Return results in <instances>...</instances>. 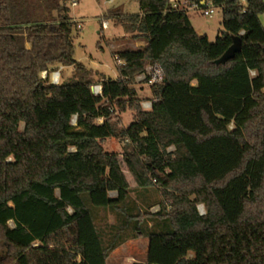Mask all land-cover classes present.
Masks as SVG:
<instances>
[{
	"label": "trees",
	"instance_id": "obj_1",
	"mask_svg": "<svg viewBox=\"0 0 264 264\" xmlns=\"http://www.w3.org/2000/svg\"><path fill=\"white\" fill-rule=\"evenodd\" d=\"M70 1L0 0V264H107L142 235L145 259L130 264H264V1L205 0L222 15L214 41L169 0L114 11L144 45L114 54L100 94L73 56ZM232 35L241 50L215 64ZM147 64L163 74L144 110ZM59 65L68 80L41 77ZM110 137L121 158L103 150ZM150 187L161 199L132 196Z\"/></svg>",
	"mask_w": 264,
	"mask_h": 264
},
{
	"label": "rangeland",
	"instance_id": "obj_2",
	"mask_svg": "<svg viewBox=\"0 0 264 264\" xmlns=\"http://www.w3.org/2000/svg\"><path fill=\"white\" fill-rule=\"evenodd\" d=\"M75 2L76 4H71V1L68 2L70 17L73 21L80 23V28L74 30L72 35L74 40V58L82 62L87 68L93 69L91 75L93 80L92 86L99 84L98 82L102 77L116 78V65L119 64V61H117L114 54L122 48L143 46L144 42L133 40L131 33L124 32L121 25L114 22L111 15L117 10L125 13H137L139 11L137 1L75 0ZM187 16L192 26L206 34L210 41H214L216 36L220 35L223 30L221 24L222 15L219 10H216L211 16H204L201 13V9L190 8L187 9ZM102 21H107L106 28L102 27ZM260 21L264 25V17L262 15L260 16ZM55 70L60 71V82L68 80L73 73L72 66L59 65L58 69ZM134 87L137 92L136 96L140 102L151 96L149 85L139 81L138 76L136 77ZM119 116L122 125H127L132 120L133 112L127 110L126 112L119 113ZM124 144L123 140L115 137L106 138L101 141L104 151L116 152L120 158ZM168 150H173V146H169ZM122 168L131 186H135L132 175L124 165ZM154 187L158 188V185ZM154 187H150L149 191L145 192V194L135 191L132 193V196L138 199L139 202L152 203L161 199V195L157 191L158 189ZM110 194L113 195L112 192ZM144 199L145 201H143ZM154 208H157V205ZM111 220L113 222V216ZM147 244L148 238L145 235L129 239L112 251L107 259V264H130L134 261H143L147 252Z\"/></svg>",
	"mask_w": 264,
	"mask_h": 264
},
{
	"label": "built area",
	"instance_id": "obj_3",
	"mask_svg": "<svg viewBox=\"0 0 264 264\" xmlns=\"http://www.w3.org/2000/svg\"><path fill=\"white\" fill-rule=\"evenodd\" d=\"M239 5L241 6V10L244 11L246 1L247 0H238ZM264 1V0H263ZM169 2L172 4L174 8L177 9H190V8H199L201 9V13L204 16H211L218 8L213 5L211 2H206L205 0H199L194 1L192 3H189L187 0H169ZM71 4H76L75 0L71 1ZM264 17V13L262 14ZM77 27L80 28V23H77ZM102 27H107V21H102ZM121 63V61H119ZM162 70L160 67H158L155 64H147L145 67V72L138 75L139 81H145L146 84L149 86L153 83L160 82L162 80ZM42 78H49L51 83L58 84L60 82V71L54 70L50 71L49 74L47 70H43L41 72ZM101 85L97 84L91 87V91L94 94H100L101 93ZM152 99H145L140 102L142 109L149 110L152 105ZM98 120H102L101 118H98ZM157 208H153V210H156ZM199 210L201 213L204 212L202 208L199 207Z\"/></svg>",
	"mask_w": 264,
	"mask_h": 264
},
{
	"label": "water",
	"instance_id": "obj_4",
	"mask_svg": "<svg viewBox=\"0 0 264 264\" xmlns=\"http://www.w3.org/2000/svg\"><path fill=\"white\" fill-rule=\"evenodd\" d=\"M232 43L228 48L214 61L215 64H225L228 60L232 59L237 52L241 50V41L238 35L231 36ZM200 208L203 209V206Z\"/></svg>",
	"mask_w": 264,
	"mask_h": 264
},
{
	"label": "crops",
	"instance_id": "obj_5",
	"mask_svg": "<svg viewBox=\"0 0 264 264\" xmlns=\"http://www.w3.org/2000/svg\"><path fill=\"white\" fill-rule=\"evenodd\" d=\"M193 27H194V26H193ZM194 28H195V27H194ZM195 30H196L197 33L200 34V35H203V34H204V33H202V31L197 30L196 28H195ZM136 47H137V46H136ZM111 217H112V215H109V216H108V221H109L110 223L112 222ZM113 251H114V250H113ZM111 253H112V252H111ZM111 253H110V254H111Z\"/></svg>",
	"mask_w": 264,
	"mask_h": 264
}]
</instances>
